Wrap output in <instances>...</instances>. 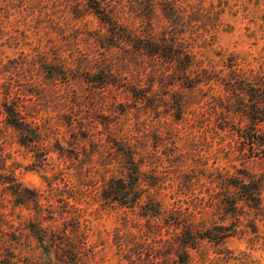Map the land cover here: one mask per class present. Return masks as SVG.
<instances>
[{"label":"rangeland","instance_id":"rangeland-1","mask_svg":"<svg viewBox=\"0 0 264 264\" xmlns=\"http://www.w3.org/2000/svg\"><path fill=\"white\" fill-rule=\"evenodd\" d=\"M151 1L152 26L130 11L145 0H103L134 36L175 39L214 70L202 90L173 84L168 65L136 58L130 44L107 47L108 27L84 2L0 0V264H264V217L242 213L234 230L218 194L247 172L264 198V150L240 139L247 122L224 110L222 82L232 60L238 73L264 76V0ZM171 5L177 19L164 16ZM178 94L182 120L171 107ZM16 106L37 142L21 144L9 124L6 107ZM133 162L141 205L181 210L201 235L226 238L170 252L165 218L105 195L115 181L131 183Z\"/></svg>","mask_w":264,"mask_h":264},{"label":"trees","instance_id":"trees-1","mask_svg":"<svg viewBox=\"0 0 264 264\" xmlns=\"http://www.w3.org/2000/svg\"><path fill=\"white\" fill-rule=\"evenodd\" d=\"M79 1L84 2L86 5L85 10L88 13L93 14L105 27H108V34L105 37L107 47H119L124 43L132 45L136 58L140 57L165 63L174 76V78H172L173 84L177 80L184 88L190 91L202 90L203 86H207L215 79L214 76H216V72L214 70L211 71L207 67L197 65L194 56L184 47L174 43L175 39L168 40L163 38L160 41L153 37L151 29H148L149 34L147 36L136 37L128 31L130 29L118 18L117 11L119 7H109L103 0ZM145 1V8H142V6L137 8L131 7L130 11L131 13L136 11L139 12L140 16L145 19L146 24L152 26L156 16L155 4L151 0ZM168 9L170 13L164 14L165 18L177 19V7L171 5ZM165 34L166 33H164V35ZM226 67L230 70L231 74L228 79L222 80L223 88L229 95L228 100L224 101L225 104H227L224 110L229 114L241 115L247 122L246 127L237 129L240 132V139L248 143L249 152L253 151L255 148L264 150V76L250 79L238 73V68L234 60L228 63ZM108 83L109 82H107V84ZM131 93L140 103L155 106V103L150 101L147 96L148 93L145 91H133L132 89ZM172 98L174 106L171 105V107H173L176 113V119L182 120L187 107L184 95L178 94ZM6 108L5 113L8 115V122L18 131L21 144L28 145L37 142L36 129L27 123V120L22 115V111L18 109L17 106L15 108ZM11 119L13 120L12 122ZM222 120H225L224 113ZM220 129L225 130L223 127ZM122 151H125V149ZM246 151L247 149L245 148L243 152H239L240 156L246 157ZM133 166L134 177L131 175V183H127L125 179H121L118 182L115 181L110 185L105 195L113 201H118L122 206L132 209L139 207V214L141 216L157 219L165 218L164 222H166L164 225L173 232L171 237H167V239L164 240L167 244L166 248L169 249L170 252L177 253L183 250L184 255L188 256L189 251L196 249L202 240L217 243L226 238L224 235L215 238L214 230L207 231V233L201 235L200 231H196L193 228L188 217L184 215L181 210L165 211L164 208L154 201L141 205L143 196L141 191L135 186V184L141 181L140 173H138V167L134 162ZM243 174L249 182H246V179L242 181L233 180L228 184L226 189L218 193L222 199L220 206L226 209V211L229 207L228 212H230L235 219V225H233L234 230H237L236 222L238 223L239 216H241L242 213L246 217H250V221H253V223L259 218L264 217V198L262 195L263 188L261 180L247 172ZM231 189H234L233 194H231ZM14 192L15 191H12V194H14ZM240 203H244L243 206L240 207ZM245 208L249 211L244 212ZM236 219H238V221ZM225 230L228 231V227H226Z\"/></svg>","mask_w":264,"mask_h":264}]
</instances>
